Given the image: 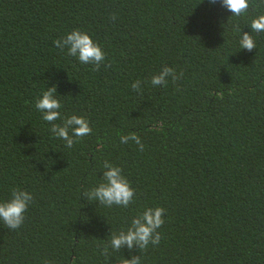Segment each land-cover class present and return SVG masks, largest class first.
Returning <instances> with one entry per match:
<instances>
[{
  "label": "trees",
  "instance_id": "1",
  "mask_svg": "<svg viewBox=\"0 0 264 264\" xmlns=\"http://www.w3.org/2000/svg\"><path fill=\"white\" fill-rule=\"evenodd\" d=\"M261 14L264 0L240 16L221 0H0V201L33 196L18 229L0 221V264H264V32L250 28ZM73 29L103 50L99 70L55 47ZM164 66L183 76L153 86ZM53 85L61 117L92 129L72 148L35 108ZM130 132L143 151L120 143ZM105 161L135 189L127 208L82 196ZM156 206L158 245L101 254Z\"/></svg>",
  "mask_w": 264,
  "mask_h": 264
},
{
  "label": "clouds",
  "instance_id": "2",
  "mask_svg": "<svg viewBox=\"0 0 264 264\" xmlns=\"http://www.w3.org/2000/svg\"><path fill=\"white\" fill-rule=\"evenodd\" d=\"M216 3V0H210ZM222 6L232 13V16H240L245 13L249 7V0H221ZM112 19H115L113 14ZM250 28L253 32H264V14H261L251 21ZM55 47L62 52L67 49V55L77 57L81 64H91L93 70H99L101 63L105 59V54L99 44L94 42L90 35L80 29H73L66 36L53 41ZM240 48L252 51L256 48L253 37L248 32L240 36ZM183 76V73H177L172 67L164 66L158 74L151 77L153 86L167 85L168 78L175 83ZM141 81L136 80L131 87L134 91L141 92ZM57 87L53 85L42 92L35 100V108L42 113V119L51 125L50 132L54 137L62 139L67 148H72L78 138L89 135L92 129L89 121L82 116L71 115L61 117L59 109L62 107L57 98ZM62 123H56L61 120ZM71 133V134H70ZM135 142L139 150H144V144L140 136L135 132L120 137V143ZM102 182L82 193V196L89 202L98 201L99 205L112 207L113 205L127 208L134 200L135 189L122 174L120 167L105 161L103 164ZM33 201L30 192L13 188L11 197L7 201H0V221L10 230L18 229L24 222L25 213ZM165 209L160 206L148 207L143 212L133 217L130 226L126 230H120L118 233H112L109 244L106 245L101 254L109 257V247L118 252L125 246L131 252L134 247L139 251L146 250L149 244L158 245L161 241V233L158 229L164 224ZM44 264H52L45 260ZM115 264H141L140 255H134L131 259L121 256L115 261Z\"/></svg>",
  "mask_w": 264,
  "mask_h": 264
}]
</instances>
